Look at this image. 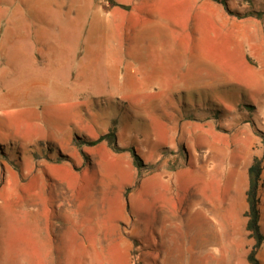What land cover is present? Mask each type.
Instances as JSON below:
<instances>
[{
  "label": "rangeland",
  "instance_id": "1",
  "mask_svg": "<svg viewBox=\"0 0 264 264\" xmlns=\"http://www.w3.org/2000/svg\"><path fill=\"white\" fill-rule=\"evenodd\" d=\"M224 1L232 14L248 15L237 18L241 21L237 24L225 25L243 33L231 41L236 48L221 37V29L217 35L211 33V15H216L217 6L223 8L215 0H201L200 11L183 6L184 13L183 1L140 0L141 8L129 4L127 9H113L112 16L92 0H0V51L6 50V55H0V77L13 60H18L17 66L29 65L25 63L28 53L15 50L25 44V39L14 38L17 33L28 37L34 48L41 36L48 46L62 51L51 59L37 57L31 75L36 77L31 80H36L34 89L22 86L19 74L11 76L15 93H36L30 94L35 98L30 103L12 107L3 102L12 89L7 79L0 78V188L6 177L19 175L22 179L43 162L51 181L47 173L50 161L60 162L59 174L70 171L76 184L66 186L54 180L58 191L51 187L54 199L71 200L72 209L80 213L78 218L92 219L95 229L87 262L82 263L84 254L77 252L76 244H61V255H57L58 246L46 247L45 261L39 259V248L34 258L30 247L29 258L21 264H248L252 240L244 228L243 211L247 168L253 157L262 155L264 0ZM185 12L192 19L193 32L189 67L207 71L206 77L210 73L222 81L236 82L247 93L231 84L223 90L221 85L208 87L213 83L206 77L201 84L185 78L187 72L181 64L184 59L188 62L189 50L182 33L162 35L157 31L161 25L150 18H177ZM16 16L24 17V24ZM41 17H47L46 21ZM177 41L185 56L174 52ZM244 46L249 48L250 66L244 63ZM126 48L134 53L139 50L142 57L135 54L129 65L123 63ZM18 54L22 56L16 57ZM113 65L135 72L133 87H129L132 80L122 77L126 73H115ZM73 70L75 76H82L80 85L88 80L87 89L92 86L98 93L94 99L102 113L91 108L94 99L90 95L83 97L75 111H68L69 104L49 110L47 100L52 97L45 92L53 90V96H61L60 87L72 84ZM150 79L157 80L160 87L151 91ZM236 91L240 99L251 103V112L230 103L238 99ZM37 92L45 100H39ZM174 93L177 103L172 99ZM193 94H199L201 103L195 108L186 104L188 98L195 101ZM119 107L124 110L121 114L116 112ZM201 107L215 119L204 120ZM111 129L119 152L105 142L94 147L81 144L87 136L98 137ZM261 203L264 231V171ZM198 207L201 215L193 213ZM185 208L192 215L184 216L181 211ZM71 236L75 241L83 237L75 230L68 239ZM257 258L264 264V242ZM2 262L8 263L6 259Z\"/></svg>",
  "mask_w": 264,
  "mask_h": 264
},
{
  "label": "crops",
  "instance_id": "2",
  "mask_svg": "<svg viewBox=\"0 0 264 264\" xmlns=\"http://www.w3.org/2000/svg\"><path fill=\"white\" fill-rule=\"evenodd\" d=\"M95 4H97L94 0H92ZM174 1H183V5L181 4L182 12L188 7H198V10L200 11V2L201 0H174ZM140 0H106L104 4H97L98 6L102 7L105 11L106 15H113V9H127V5L132 4L135 7H140ZM106 3V4H105ZM184 6V7H183ZM141 8V7H140ZM216 15H211L212 21H213V29H211V33L213 34L216 32V35L218 31L221 29V37H224L225 40L228 42L229 47H237V45L232 44V39H235L237 35H239L240 32H238L236 27L234 30L229 29L228 26H225L227 23L233 22L234 24H237L239 21L237 18L229 17L225 11L224 8L221 6H217L216 8ZM187 12V11H186ZM185 12V13H186ZM184 13V12H183ZM182 13V14H183ZM14 18L15 16H10ZM26 17V16H25ZM214 17L217 21H215ZM150 18L154 19L153 24L161 25V27L158 28V32L162 35H169L175 32H181L182 33V40L183 43L187 44V48L189 50V54L186 57V59L190 56H192V48H191V40L193 32L191 31L190 25L192 19L188 17L187 13L183 14L181 17H162L157 18L154 16H151ZM43 21H46L47 17H41ZM233 20V21H231ZM16 21H20L24 24V17L16 16ZM15 21V22H16ZM210 21V23L212 22ZM19 23V22H16ZM161 23V24H160ZM195 23L201 24L200 20H197ZM18 25V24H17ZM200 27V26H199ZM19 29V28H18ZM137 28L134 30L136 31ZM225 29V30H224ZM134 30L132 31V36L134 35ZM201 29H198L197 31H200ZM196 30H194L195 32ZM240 34H243L242 32ZM165 35V36H166ZM14 38H21V40L24 41L25 44L22 43V47H18L15 50H18L19 52H26L28 53L26 55L27 61L25 63L29 64L26 68L23 66H17L18 60H13L12 66L8 69V71L3 74L0 78H5L8 81L12 78L13 75H18L20 77V82L22 86H29V89H34L36 80H31L36 78L35 76L32 77L31 75H34V63H38L39 59L37 57H42V59H47L45 57L53 56V54L62 53L59 49H56L54 45L48 46L41 36L38 37L37 43L35 44L34 48L32 44H29L28 37H24L23 33H17V35L14 36ZM12 39L14 41L15 39ZM132 38V37H131ZM27 40V41H26ZM248 43V42H247ZM174 49V52L178 53L179 55L185 56L186 53L182 50V47L179 46V41L175 42V45L172 46ZM2 48V47H1ZM34 49V50H33ZM26 50V51H25ZM28 51V52H27ZM134 49L126 48L124 51L125 54V62L129 65V63L132 61V59H135L138 55L140 57V51L135 49V53L133 52ZM8 53V52H7ZM18 53V52H17ZM50 53L52 55H50ZM243 54L246 56V61L244 62L247 66H250L252 63L249 61L250 52L248 47H243ZM0 55H6L5 51H0ZM18 54L16 57H19ZM22 56V55H21ZM17 59V58H16ZM188 62H185V59L183 60L184 63L181 65L183 66L186 75L185 78L189 79H195L198 80V83L201 84V78L206 77L207 71L202 70L201 68H190L189 64L190 60L187 59ZM33 66V67H32ZM23 67V68H22ZM113 70L115 73L118 72L122 76V72H125L126 74L122 77L128 80H132L133 83L129 87L134 86V82L136 79H134V73L131 70L132 69H124L119 67V65H113ZM149 70L146 68V71ZM11 71V72H10ZM74 70L72 71V77L69 83H72L71 86L66 87H60L61 89V96L58 93H55L57 96H53V90L45 92L48 96L52 97V99H48L47 102L51 106L49 110L52 111H58L56 108L59 105L65 104L68 105V111L72 112L75 111L78 108V105L83 102V97L90 95L91 98H95V96H98L94 89H87L86 85L88 84V80L85 81L82 85H80V82L82 81V76H75ZM206 72V73H205ZM129 73V75H127ZM120 76V77H121ZM25 77V78H23ZM118 77V76H117ZM116 78V77H115ZM209 82L213 84H207L209 86L213 85H221L225 86L228 84L235 85L242 87L240 84L236 82H225L222 81V77H218L216 75L208 74L206 77ZM24 79L27 80L24 81ZM41 80V78L39 79ZM79 81V83H78ZM221 82V83H220ZM4 81L2 82V84ZM217 83V84H214ZM9 86V89L14 88L15 83H7ZM76 87L74 89V86ZM77 85V86H76ZM81 86H85L82 87ZM147 84L141 85V89H144ZM206 86V85H205ZM149 89H156L160 87L159 82L155 79L149 80ZM81 88V90L79 89ZM132 89V88H131ZM148 89V90H149ZM5 98L2 100L3 102H6L7 104H10L12 107L19 104H26L30 103L31 99L32 101L35 100V98H31L30 94L32 92H28V94L25 96H20L19 94L15 93L12 90L7 91ZM81 92V94H80ZM23 92H21L22 94ZM40 97L42 98L43 93L37 92ZM85 93V94H84ZM36 95V93H32ZM84 94V95H82ZM175 94V93H174ZM39 100H45L44 98ZM50 165L47 173L49 174L51 181L48 180L46 176V171H44L43 167L46 165L45 162L37 165L34 167L32 171L27 173V175L24 178H20L19 175H13L10 177H6L4 182L1 184L0 188V264H4L2 261L3 259L7 260V264H21L25 261L26 258H29V255L26 256L29 252V248L33 247V254L34 258H37V255L35 254L36 251L42 252V257L39 256V259L45 261V253H46V247H51V245L58 246V254L61 255L60 252V245L62 244L63 247L71 246L73 244H76L77 252L84 254V259L82 260V263L87 262V256L86 253L88 251V248H92L93 240H94V223L92 219H88L86 217L85 219H79L78 216H80V213H78L77 208L72 209V201L67 200L63 201L60 200L58 197L57 199H54L53 197V190L51 187H54V191L58 192L56 189V185L54 180H57L60 184H64L66 186H70L72 183L76 184L74 181V178L72 177V174L70 171H65L66 175L61 176L59 172L57 171L58 165H61L60 162L56 161H50ZM64 167V166H63ZM26 171H24L25 173ZM63 208V209H62ZM189 209H184L181 212H184V216L192 215L188 211ZM246 210V206L244 208V211ZM243 211V213H244ZM193 213L196 215H201V209L195 208L193 210ZM244 217V216H243ZM108 221V220H107ZM108 222H106L107 224ZM61 225L65 227L64 230H62ZM244 225H245V218H244ZM56 228H59L60 230H56ZM73 230L79 232L83 237L81 236L80 239L75 241L72 236L70 239L71 242L68 240V236L73 232ZM15 234V237H12V234ZM86 232L87 234H85ZM62 233H65L67 235H62ZM31 234L33 237H31ZM103 235V233H101ZM74 240V242L72 241ZM47 241H50V244L47 245ZM62 241H66V243L63 244ZM13 247L18 249V252L13 249ZM82 247V248H81ZM11 249V251H10ZM9 251V252H8ZM17 254H16V253ZM13 257V261L9 257ZM56 256V254H55ZM86 258V259H85Z\"/></svg>",
  "mask_w": 264,
  "mask_h": 264
},
{
  "label": "trees",
  "instance_id": "3",
  "mask_svg": "<svg viewBox=\"0 0 264 264\" xmlns=\"http://www.w3.org/2000/svg\"><path fill=\"white\" fill-rule=\"evenodd\" d=\"M215 1L222 4L224 10L227 13H229V15H231V16H235L236 18L248 17V15L236 16V15L232 14L231 12H229L224 0H215ZM220 87L222 90L225 89V86H220ZM236 87H239V86H236ZM239 88L241 89V91L246 92V90H244L242 87H239ZM195 92H198V91H195ZM198 95L199 94H193L195 101H192V99L188 98L187 99L188 102L186 104L188 106H191L192 108H195L196 106L201 105V103L198 102V99H200ZM235 96L238 97V99L233 101V102H230V103L236 104V107L240 105V106H242V108L246 112L247 111L251 112V110H249L252 107V106H250L251 103L244 102L243 99H240V95L237 91H236ZM172 99H173V102H175V103L179 102V100L177 99L175 94H172ZM184 99H185V97H184ZM123 103H125V102H123ZM214 103H217V102H214ZM90 106L95 111H99L100 113L103 112L102 108L99 110L96 109V107H97V100L96 99H94V102H92ZM115 108H118V107L114 106V109ZM122 110L123 109L121 107H119V109H116V112H120V114H121V113H123ZM199 112H201V114H203L204 120L215 119V118L211 117L210 114L207 113V111H204L203 107H201V111H199ZM259 134H260V141L262 144V155L260 157H253L250 165L247 168V187L245 190L246 210L243 213V216L245 218L244 228H245V231L247 233V237L252 240V245H251V247H250V249L246 255V260H247L248 264H260V262L257 258V252L264 242V231H263V229H261V225H260V215H261L260 207L262 204L261 203V189L263 187V171H264V162H263V159H264V131H260ZM76 139L79 140V138H76ZM101 142H105L107 144V146L113 152H119L120 151L119 147L117 146L116 134H115L113 129H111L109 132H107L105 134L99 135L98 137L87 136L86 139H83L81 141V144H84L88 147H94V146H97L98 144H100ZM130 150L132 151V149H130ZM134 165L137 168V170H139L140 163L138 162V160L134 161Z\"/></svg>",
  "mask_w": 264,
  "mask_h": 264
}]
</instances>
